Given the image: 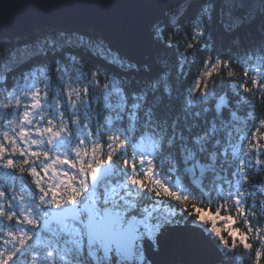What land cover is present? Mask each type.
Returning <instances> with one entry per match:
<instances>
[{"label":"snow or ice","instance_id":"snow-or-ice-1","mask_svg":"<svg viewBox=\"0 0 264 264\" xmlns=\"http://www.w3.org/2000/svg\"><path fill=\"white\" fill-rule=\"evenodd\" d=\"M193 6V0L175 4L170 23L178 26ZM235 6L245 5L240 0ZM215 8V0H200L191 33L180 37L185 53L198 43ZM257 15L264 17V0L232 27ZM155 35L162 37L161 28ZM166 36L172 44L177 33ZM7 38L0 31V45ZM73 47L125 72L152 71L78 31L35 42L41 53ZM67 55L68 65L58 60L53 69L61 83L56 90L46 68L22 75L11 87L0 76V264H155L148 249L159 253L165 232L182 234L186 247L199 245L196 235H184L190 227L213 234L226 256L264 264V200L249 203L245 187L252 168L264 169V55L244 67L206 53L205 66L183 96L186 57L177 59L175 77L166 58L159 61L162 71L129 91L121 78L100 75L80 56ZM73 65L80 70L76 79L70 76ZM223 77L230 78V88L215 86ZM94 105L111 115L102 118ZM166 150L173 171L182 169L198 186L210 180L207 202L168 186L157 163ZM144 192L180 207L150 201Z\"/></svg>","mask_w":264,"mask_h":264},{"label":"trees","instance_id":"trees-1","mask_svg":"<svg viewBox=\"0 0 264 264\" xmlns=\"http://www.w3.org/2000/svg\"><path fill=\"white\" fill-rule=\"evenodd\" d=\"M183 2L184 0H176L171 7H175V4H182ZM201 2H203V0H201ZM199 3L200 0H193L194 6L189 8L183 14L178 26H173L170 23L169 18L171 15V7L167 8L168 10L166 9L167 11L160 16L152 10V7L149 4H147L149 10L148 23L151 32L154 31L153 28L156 30L157 28H161L162 37L151 34V50L143 59L133 61L140 65L148 64L152 69L151 73H145L143 68L140 72L122 71L116 65L109 63L104 57L99 54H93L91 51L84 48L73 47L57 52L49 50L46 53L36 51V41L42 40L46 37L55 36L61 30L69 29L71 31L81 32L85 36L91 37L94 40H103L108 47L113 49V51H118L122 56H127L125 52L116 49L113 43L102 36L100 32L78 28L67 22L64 18H59L56 25L53 27H33L32 33L28 36L16 37L8 35L6 41L7 45H0V55L6 53L4 52L6 46L8 47V54L22 52L15 55V57L20 56L23 54V51L27 49L31 52L23 55L20 59L14 58L10 64L8 62L5 66V63H0V76L6 75V83L11 87L22 75L31 74L39 68H46L50 75V88L56 90L60 88L61 83L58 81L55 71H53L54 66L58 60L64 61L67 66L69 63V56L67 54H72L80 56L87 65L98 74L112 75L121 78L125 81L129 91H136L139 87L136 83L137 81L156 75L163 70L160 68L159 61L167 58L169 64L166 70H170L173 77H175L177 72V59L179 57H186V64L184 71L181 73V84L179 89L181 96H183L185 90L192 86L193 80L205 66L204 62L206 53H211L214 56L231 57L237 66L244 67H247V65H245L246 62L248 64L256 63V57L264 55V17L257 15L256 19L251 23H243L239 26L232 27L236 18L241 16V13L236 11L235 13L239 16L233 13L231 14L230 19H227L226 21L222 20L221 17L218 16V13L221 11L220 0H215L216 8L212 14V19L203 21L205 24V30L203 35L200 36L198 43L192 49H189L188 53H185L184 42L180 40V37L191 33L193 17L196 14V8ZM157 18L159 20H157ZM169 31H175L177 33L172 44L167 43L166 40V34ZM3 42L4 41H0V43ZM237 66H234V71L239 72L240 68ZM259 66L264 67V65ZM79 75L80 70L78 66L73 65L70 70L71 78L76 79ZM37 79L43 80V76L37 74ZM73 86L79 87V85ZM215 86L220 88H230V78L223 77L218 79L215 82ZM175 103L178 106V101ZM94 107L95 110L100 113L102 118L111 115V113L104 109L103 105H94ZM261 111L262 109L257 101L255 108L256 120L259 119ZM208 118H211V113L208 114ZM256 120L249 123V134L254 129ZM133 142L134 141L130 136L129 144L131 145ZM168 151L169 150H166L157 157L158 168L162 169L161 177L165 179L166 183L172 190L179 191L182 195H188L190 198L198 201L207 202L210 198L209 188L212 187L210 180H205L198 186L192 182L190 177L183 174L182 169L176 168L175 171H173V161L169 158ZM245 187L248 190L249 203L253 200H264V169L260 167L252 168L249 171V180ZM142 195L150 201L159 199V202L162 205H166L169 208L180 207L176 201L167 198H155L152 194L147 192L142 193ZM211 208L214 211L215 205H212ZM181 214L184 215L189 222L193 220V217L187 216L186 213ZM224 214L226 213L222 212V215ZM233 215H235L234 212ZM237 226L242 228V225H240L239 222H237ZM207 233L211 235L212 239L218 246L217 238L210 232ZM219 264H248V261L246 258L232 259L230 255L226 256L223 252L222 261Z\"/></svg>","mask_w":264,"mask_h":264},{"label":"water","instance_id":"water-1","mask_svg":"<svg viewBox=\"0 0 264 264\" xmlns=\"http://www.w3.org/2000/svg\"><path fill=\"white\" fill-rule=\"evenodd\" d=\"M162 10L175 0H0V31L9 36H28L33 27H53L59 18L82 29L98 31L129 59L141 60L150 49L149 10ZM240 0H235V5ZM248 11L257 5L254 0H243ZM200 241L195 248L181 244L182 234L168 231L161 237V250L149 255L155 264H219L223 252L212 237L201 227L189 228L187 234Z\"/></svg>","mask_w":264,"mask_h":264},{"label":"rangeland","instance_id":"rangeland-1","mask_svg":"<svg viewBox=\"0 0 264 264\" xmlns=\"http://www.w3.org/2000/svg\"><path fill=\"white\" fill-rule=\"evenodd\" d=\"M260 2H261V0L260 1H258V3H257V5H259L260 4ZM147 3V2H146ZM220 3H221V5H220V7H221V11L218 13V16L219 17H221V19L222 20H227V19H230V17H231V14H235V15H237L235 12L237 11V12H240L241 13V16H243L244 14H245V12L244 11H242V10H239L236 6H235V0H220ZM148 4V3H147ZM237 16H239V15H237ZM240 16V17H241ZM157 20H159L158 18H157ZM154 22V21H153ZM159 22V21H158ZM153 32H151V34L152 35H155V32H156V29H154L153 28ZM151 44H152V42H151ZM117 49V48H116ZM151 50V49H150ZM29 52H31V51H29L28 49L27 50H25V51H23V54H21L20 56H18V57H15V55H18V54H20V53H22V52H19V53H13V54H8L9 52H6V53H4V55L3 54H1L0 55V63H5L4 64V66L9 62V64L14 60V58H17V59H20L23 55H26V54H28ZM149 53V52H148ZM3 66V67H4Z\"/></svg>","mask_w":264,"mask_h":264},{"label":"bare ground","instance_id":"bare-ground-1","mask_svg":"<svg viewBox=\"0 0 264 264\" xmlns=\"http://www.w3.org/2000/svg\"><path fill=\"white\" fill-rule=\"evenodd\" d=\"M255 2H257L258 3V1H260V0H254ZM175 2H176V0H175ZM174 2V3H175ZM174 3L173 4H171L170 6H168V7H166V8H164L163 10H162V12H156V13H158L160 16H162L163 14H164V12H166L168 9L167 8H169V7H171V6H173L174 5ZM167 9V10H166ZM149 24V23H148ZM149 29H150V26H149ZM150 34H151V29H150ZM16 37H19V36H16ZM20 37H22V36H20Z\"/></svg>","mask_w":264,"mask_h":264}]
</instances>
